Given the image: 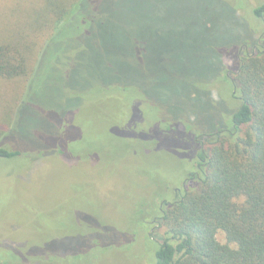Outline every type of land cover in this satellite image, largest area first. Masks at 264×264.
<instances>
[{
    "label": "rangeland",
    "instance_id": "374dc122",
    "mask_svg": "<svg viewBox=\"0 0 264 264\" xmlns=\"http://www.w3.org/2000/svg\"><path fill=\"white\" fill-rule=\"evenodd\" d=\"M13 1L0 0V7ZM242 3L247 2L86 0L78 18L60 26L42 52L24 95V81L14 91L21 102L10 131L1 140V147L19 150L21 155L0 157V264L155 261V247L144 234L156 226L149 228L140 221L154 214L155 208L144 211L139 203L144 198L152 203L172 198L168 186L185 183L195 165L193 144L173 141L156 127L165 125L160 123L162 118L184 117L194 122L196 138L201 132L230 126L237 107L215 87L212 92L220 100L214 98L207 80L220 68L211 55L237 44L255 43L257 37L250 29L260 34L264 28L250 9L243 17L247 28L243 21L234 22L231 5L239 8ZM249 3L256 6L259 0ZM199 30L201 37H197ZM114 31L131 37L128 46L109 36ZM141 41L146 45L148 71H141L136 56ZM226 65L231 66L230 59ZM114 82L144 86L146 97L139 101L143 104L138 112L131 94L124 97L129 107L115 98L87 95L91 88ZM7 94L0 90L3 113L15 98ZM161 134L163 139L156 141ZM72 136L94 140L86 147L94 159L54 152L64 141H73ZM134 139L138 148L126 151L122 144ZM90 228H96L94 238ZM83 229L87 240L114 246L96 257L79 258L77 250L86 246L75 231ZM123 230L139 232L125 250L118 249L120 241L114 244ZM217 237L226 243L222 231ZM127 250L129 258L121 255Z\"/></svg>",
    "mask_w": 264,
    "mask_h": 264
},
{
    "label": "trees",
    "instance_id": "16d2710c",
    "mask_svg": "<svg viewBox=\"0 0 264 264\" xmlns=\"http://www.w3.org/2000/svg\"><path fill=\"white\" fill-rule=\"evenodd\" d=\"M84 1L86 0H22L21 3L16 0L1 5L0 90L7 91V95L15 98L12 97L4 113L0 105V145L13 125L15 109L21 102H17L19 98L14 91L24 81V95L27 82L31 80L49 41L60 26L78 18ZM243 1L247 3H242L239 8L235 4L231 5L232 12L236 15L234 22L243 21L242 24L247 28L248 20L243 17L250 9L264 27V0H259L256 6H251L249 0ZM254 29L251 28L250 32L257 37L255 43L237 44L226 48L227 52L217 51L211 55L213 62L220 64V68L216 70L215 77L207 80L209 85L206 81L202 83V79L198 80L203 86L211 88L210 94L214 98L220 100L219 94L215 97L212 92L213 87L231 104L236 105L237 108L231 113L230 126L201 132L196 138L197 128L194 122L191 119L187 121L184 117L173 120L162 118L160 123L165 125L156 127L157 130L164 129V133H169V138L173 141H188L193 144L195 165L185 176V183L178 187L168 186L170 191L172 189V198H159L155 203L144 198L139 203L138 207L142 210L144 208V211L147 210L146 207L151 210L155 208L154 214L140 219L143 226H156L154 231L148 230L144 234L155 247V261L151 259L149 264H264V28L260 34ZM109 36L119 39V42L127 46L131 38L115 31ZM201 36L199 30L197 37ZM140 47L136 54L138 64L141 71H148L149 62L143 41ZM227 59H230L231 66L226 65ZM154 66L157 68V64ZM114 83L111 86L91 88L87 95L92 98L97 95L115 98L121 106H124V102L129 107L130 103L125 101L129 102V99L124 97L131 94V102H135L133 109L138 112L143 104L139 101L146 97L144 86L135 84V88L124 83ZM183 86L185 89L188 85L183 82ZM180 88L179 93L183 89ZM108 121L111 123L112 120ZM123 129L126 131V128ZM156 138V141L162 140V134ZM98 140L99 138L95 144ZM135 142V139L127 141L122 146L126 151L134 152L138 148ZM64 143L65 141L56 146L54 152L84 161L94 159L90 149H86L94 144L93 139H73ZM20 155L19 150L0 146V157L16 158ZM95 229L89 230L94 232L93 238L97 234ZM220 231L226 236L225 244L217 237ZM75 232L80 233L79 239L86 246L77 250L81 251L79 258L96 257L114 246L109 242L95 244L94 239L87 240L84 229ZM138 233L123 230L121 238L114 244L120 241L118 249L125 250L127 244L138 239ZM129 254V250L121 251L123 257L129 258ZM45 256L43 254L40 258ZM132 257L136 259L137 256L134 254Z\"/></svg>",
    "mask_w": 264,
    "mask_h": 264
}]
</instances>
